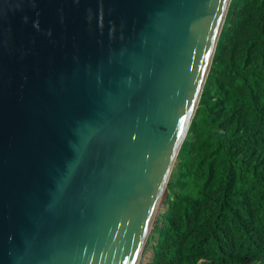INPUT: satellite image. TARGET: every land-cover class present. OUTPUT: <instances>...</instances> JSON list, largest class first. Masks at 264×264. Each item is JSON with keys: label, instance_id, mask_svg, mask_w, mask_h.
<instances>
[{"label": "water", "instance_id": "water-1", "mask_svg": "<svg viewBox=\"0 0 264 264\" xmlns=\"http://www.w3.org/2000/svg\"><path fill=\"white\" fill-rule=\"evenodd\" d=\"M230 0H0V264H137Z\"/></svg>", "mask_w": 264, "mask_h": 264}, {"label": "trees", "instance_id": "trees-1", "mask_svg": "<svg viewBox=\"0 0 264 264\" xmlns=\"http://www.w3.org/2000/svg\"><path fill=\"white\" fill-rule=\"evenodd\" d=\"M235 5L149 264H264V0Z\"/></svg>", "mask_w": 264, "mask_h": 264}, {"label": "rangeland", "instance_id": "rangeland-1", "mask_svg": "<svg viewBox=\"0 0 264 264\" xmlns=\"http://www.w3.org/2000/svg\"><path fill=\"white\" fill-rule=\"evenodd\" d=\"M236 5H235V0H230L229 2V6H228V10H227V14H226V17L224 19V22H223V26H222V30L224 28H227V29H230L231 27V23L232 21L234 20L235 18V15H236ZM222 30H221V33H222ZM221 33H220V36H219V40H220V37H221ZM219 40L217 42V46L219 44ZM217 46H216V50H215V54H214V57L216 56V51H217ZM214 57H213V61H212V64H211V68L209 70V73L206 77V80H205V84H204V87H203V91H202V94L203 92H208L211 94V90L214 91V87H215V80H216V75H215V71L217 70L216 68H212L213 66V62H214ZM202 94H201V97H202ZM218 95L214 92V94L211 95V98L213 97H217ZM201 97H200V100H201ZM199 100V102H200ZM198 107H199V103H198V106H197V109L195 111V114L193 116V118L191 119V122H190V125H189V128L187 130V133L185 135V138L184 140L186 139H193V136L196 135V131L195 129L192 128V123L196 120H198V118L201 117V111L198 110ZM179 162H180V159L178 158L177 156V160H176V163L175 165L173 166V170L167 180V185L165 187V197H164V201L163 203L166 204V209L164 211V213L162 214H159L156 219H154L155 221H153V228L151 230L150 233H148L147 235V238L145 240V243H144V246H143V249H142V254L144 255H151L152 259L151 261L153 260V257H154V254H155V249H156V246L158 245V242H159V238H160V231H159V228H161L163 226V222H164V215L165 213L167 212V209L169 207V202L172 201L173 199V196H174V193L177 191L176 187H175V183H176V180H177V174H178V165H179ZM149 261L148 264L151 262Z\"/></svg>", "mask_w": 264, "mask_h": 264}, {"label": "bare ground", "instance_id": "bare-ground-1", "mask_svg": "<svg viewBox=\"0 0 264 264\" xmlns=\"http://www.w3.org/2000/svg\"><path fill=\"white\" fill-rule=\"evenodd\" d=\"M164 197H165V190H163V192L161 193V196H160V199H159V204H158V207H157V209H156V211H155V213H154V215H153V217H152V219H151V223H150V225H149V231H148V233H150L151 232V230H152V228H153V226H154V224H153V221H155L154 219H156V217L159 215V214H162V213H164V211H165V209H166V204H164L163 203V199H164ZM166 198V197H165ZM152 256L150 255H144V254H142V252L140 253V255H139V259H138V262H137V264H148V262L149 261H151V258Z\"/></svg>", "mask_w": 264, "mask_h": 264}]
</instances>
